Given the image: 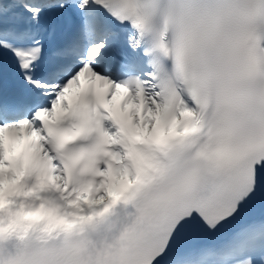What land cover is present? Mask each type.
I'll use <instances>...</instances> for the list:
<instances>
[{
    "label": "snow or ice",
    "instance_id": "snow-or-ice-1",
    "mask_svg": "<svg viewBox=\"0 0 264 264\" xmlns=\"http://www.w3.org/2000/svg\"><path fill=\"white\" fill-rule=\"evenodd\" d=\"M0 264H264V0H0Z\"/></svg>",
    "mask_w": 264,
    "mask_h": 264
}]
</instances>
